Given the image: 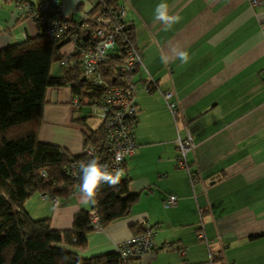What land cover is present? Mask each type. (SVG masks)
Listing matches in <instances>:
<instances>
[{
	"label": "crops",
	"instance_id": "obj_1",
	"mask_svg": "<svg viewBox=\"0 0 264 264\" xmlns=\"http://www.w3.org/2000/svg\"><path fill=\"white\" fill-rule=\"evenodd\" d=\"M116 1L125 7L147 73L160 91L175 90L182 118L174 122L158 92L138 87L136 150L123 170L137 200L126 217L89 231L85 247L68 248L82 258L114 252L144 223L155 233L154 248L140 264H264V0H163L168 14L181 18L167 31L154 19L162 0ZM57 2L64 18L86 30L92 0ZM39 33L12 0H0V50ZM181 50L189 63L177 58ZM72 99L68 87L47 92L38 140L80 154L84 126L99 123ZM88 119L96 123L89 126ZM187 134L195 144L186 154L192 180L177 167L176 139ZM169 195L177 198L173 208L163 206ZM56 199L35 193L24 209L58 231L70 230L80 210H91L79 191Z\"/></svg>",
	"mask_w": 264,
	"mask_h": 264
},
{
	"label": "trees",
	"instance_id": "obj_2",
	"mask_svg": "<svg viewBox=\"0 0 264 264\" xmlns=\"http://www.w3.org/2000/svg\"><path fill=\"white\" fill-rule=\"evenodd\" d=\"M110 4H117L113 0ZM98 7H93L94 13ZM71 27L69 34L56 41L41 30L33 38L0 50V264H121L118 254L110 252L82 258L68 247L83 248L90 226V211L80 210L73 217L70 230L58 231L49 225V219H32L24 203L33 194L48 198H66L79 191L80 179L67 172L69 164L81 158L57 145L38 140L42 110L50 89L68 87L73 98L88 105L99 96L82 78L78 66H62L67 55L63 48L73 34H91L92 29L65 18ZM88 23V22H87ZM86 23V24H87ZM39 26V25H38ZM40 29V26H39ZM129 39L135 45L133 26ZM115 57H109L107 66H114ZM58 64L60 75H51L52 65ZM89 104H86L87 102ZM91 118V117H90ZM87 117L80 118L79 122ZM83 147L91 145L100 157H105L104 129L84 126ZM129 178L123 175L115 188L102 184L97 190L95 206L100 226L126 217L138 195L128 190ZM137 233L142 226L137 224Z\"/></svg>",
	"mask_w": 264,
	"mask_h": 264
},
{
	"label": "built area",
	"instance_id": "obj_3",
	"mask_svg": "<svg viewBox=\"0 0 264 264\" xmlns=\"http://www.w3.org/2000/svg\"><path fill=\"white\" fill-rule=\"evenodd\" d=\"M17 13L25 19L31 20L40 26L41 32L56 41L64 39L71 27L65 20L57 0H41L31 3L27 0H12ZM113 0H92V6L98 10L90 18L87 14L84 21L87 27L92 29L91 34L70 36L71 50L66 52L67 57L61 65L78 66L82 78L93 89H99V96L94 99L90 108V117L99 123L104 129L103 147L105 157L99 159L98 164L109 173L123 176L125 160L132 156L136 150L135 128L137 122L138 106L136 93L138 87L146 93L158 92L163 103L169 110L174 122L182 118V110L174 89L160 91L154 79L147 73L143 64V57L136 45L129 39L131 23L126 20V10L123 4H110ZM255 4H258L256 1ZM109 57H115L114 66H107ZM143 75L142 80L136 76ZM264 80V71H262ZM72 105L80 109L83 103L77 98L72 99ZM86 104L88 103L85 102ZM176 148L178 152L177 167L187 171L190 180V172L186 154L195 148L190 137H177ZM81 158L69 164L67 172L73 179H80L81 163L100 157L94 147L87 145L81 152ZM119 157V159H117ZM192 182V181H191ZM57 204L56 198H48ZM96 204L92 205L95 206ZM177 205V198L169 195L163 202L165 208H173ZM90 226L93 230L101 228L98 216L94 209L89 212ZM142 232L125 239L115 246L118 260L121 264H140L144 255L154 248V231L152 228L141 224ZM208 246V242L206 241ZM187 248L180 250V255L185 257ZM214 255L209 253L211 262ZM182 264H186L185 261Z\"/></svg>",
	"mask_w": 264,
	"mask_h": 264
},
{
	"label": "clouds",
	"instance_id": "obj_4",
	"mask_svg": "<svg viewBox=\"0 0 264 264\" xmlns=\"http://www.w3.org/2000/svg\"><path fill=\"white\" fill-rule=\"evenodd\" d=\"M154 19L159 21L164 30H171L174 24L180 22L179 15L170 16L168 14V5L163 2L157 4L154 10ZM177 58L180 60L181 64H187L190 61L189 54L186 51H179L177 53ZM119 159V157L117 158ZM81 183L79 185V194L81 200L84 204L94 205L97 203L96 195L97 190L102 184H107L109 187L115 188L120 182L119 174H111L106 169L102 168L98 162L93 159L88 163H81Z\"/></svg>",
	"mask_w": 264,
	"mask_h": 264
},
{
	"label": "rangeland",
	"instance_id": "obj_5",
	"mask_svg": "<svg viewBox=\"0 0 264 264\" xmlns=\"http://www.w3.org/2000/svg\"><path fill=\"white\" fill-rule=\"evenodd\" d=\"M57 69H59L58 64L52 65V69H51L52 70V75H55V74L58 73ZM94 122L93 121L91 122V120L88 119V122H87L88 124L87 125H89V126L92 125L93 126L96 123V122L95 123Z\"/></svg>",
	"mask_w": 264,
	"mask_h": 264
}]
</instances>
